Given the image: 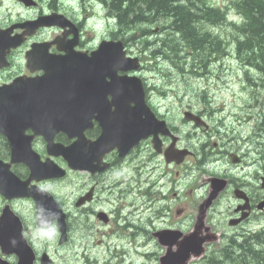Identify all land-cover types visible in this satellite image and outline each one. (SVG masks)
<instances>
[{"label":"rangeland","instance_id":"obj_1","mask_svg":"<svg viewBox=\"0 0 264 264\" xmlns=\"http://www.w3.org/2000/svg\"><path fill=\"white\" fill-rule=\"evenodd\" d=\"M210 1L212 3H214L216 5H220V6H223L225 4H229V2H230V0H210ZM232 13L233 12H232V9H231V6H230V16H232ZM104 24L105 23H103V21H101V20L97 21V23L94 22V26L96 27L97 30H100V31H102L104 29ZM90 27H91V24L88 22L87 23V28H90ZM152 29H153V31L155 33H158L159 31H161L160 28L158 27V25H153ZM102 32H103L102 34H105L106 33L105 29ZM220 32H221V35L226 36V39H229V41H230L229 47L232 48L233 47L232 46V39H231V36H230L231 35L230 34L231 33V29L230 28H226L224 30H221ZM141 33H143V32H139V35ZM153 36L154 35H152V34L148 35V37L150 39ZM180 40L187 42V40H185L184 38H181ZM169 44H171V42H169ZM179 47H180L179 42H175L174 45H171V49H174V50H178ZM126 49L132 55L141 56L144 62L150 63L152 61L150 56H149V53L146 54V55H143L141 47L138 46L134 42H130ZM163 64H164V62H163ZM165 64H166V66H168L170 64V65H172V66L177 68V65L173 64L172 62H169V64L168 63H165ZM150 66H153V65H150ZM157 68L161 69L159 72H164L165 71L164 68L161 65H159V64L157 65ZM174 70L172 69V72H177L178 75H175V77L178 79L179 78L178 76H180V72H179L178 69H174ZM144 75L146 77H151V74L148 71L144 72ZM236 75L237 74L235 72V69L227 68L226 70L224 69L223 72H219V74L214 75V77L212 79H209L208 81H206V79L195 78L192 75H188V77H191V78H194V79L197 80V83H198L197 87L199 88L198 91H200V87H204V86L207 85V86H209L211 88L212 93L214 95H216V94L224 93L225 90H226V86L231 84L234 81V79L237 78ZM178 84H183V83L181 81H179V80H176L175 81V85H178ZM193 85H195L194 82H193ZM204 158H206V156H204ZM207 168H212L213 169L214 165H209ZM173 173H174L173 171H172V173H170L171 176H173ZM167 175H168V177H170V175L168 173H167ZM174 178L176 179V176H174ZM172 187L175 189V191L179 190V187H178L177 184L173 185ZM58 194L63 199V201H65L64 195L61 192H58ZM226 199L229 201L231 199V197H228V198L225 197L222 200V202L216 207V209H214V213H213V216L216 219V222H218L220 224V228L222 226V230L227 232V236L225 237L224 242L226 241V238L228 236L232 235V233H233V230H229L230 228L227 227V225L225 223L226 220H224V218L226 217L227 213H229V211H227L226 204H225ZM131 209L135 210V207H131ZM127 211H128V213H131L130 207L127 208ZM132 221H134V220H131V222H129L130 225L137 226V225L140 224L139 222L133 223ZM118 222H120V219L118 220ZM261 222L264 223V221H261ZM257 225H258V222L252 221L251 223H249L247 225V227L251 228V227H255ZM128 230H130V233L133 231L132 227H130V226L128 227ZM115 232H119L120 234H123V230L121 228H119ZM80 236H82V234L78 230H73L72 237H73L74 242L77 241V239ZM99 236H100L99 234L95 235L94 238H90L89 236H86V237L83 236L82 239H79L80 241L76 242L77 249H76V246H75V247L66 248L65 251H59L58 252L59 253V257L57 255H55L56 264H62V263L59 262V260L62 259L64 256H71L73 258H78V254L86 255L87 253H88V257L89 258L91 256L92 257H96L97 256L100 261L103 259L102 257L105 256L106 259H105L104 262L109 264L110 263L109 258H110V255H111L110 249L113 250L115 247L112 246L111 242H106V241L102 242L101 241V243H96V239L95 238L99 237ZM142 236H146V234H143ZM38 237H43L44 238V237H46V235L38 233ZM119 239H120L119 244H121V242H123V241H126L127 244H131L132 243V242H128L124 238H119ZM48 241L51 243L52 240H48ZM221 245L222 244H218L216 246H212L210 251L218 249L219 246H221ZM53 246H54V244H53ZM142 247L140 248V251H142ZM153 247L154 246L151 245V248H153ZM118 248H120V247H118ZM146 249H149V246H146ZM119 257H121V256H119ZM149 258H150L151 261L149 259H147L146 262L143 263V264H154L155 263V262H152V255H149ZM78 261H79L80 264H89V259L86 258V257H84V258L80 257V258H78ZM140 263L138 261H136L135 258L130 257V263L129 264H140ZM94 264H97V262L94 263ZM196 264H203V261L200 260V262H198Z\"/></svg>","mask_w":264,"mask_h":264},{"label":"trees","instance_id":"obj_2","mask_svg":"<svg viewBox=\"0 0 264 264\" xmlns=\"http://www.w3.org/2000/svg\"><path fill=\"white\" fill-rule=\"evenodd\" d=\"M117 1H119L118 7L121 8L122 5H127L130 0ZM142 3L145 4L146 9L149 11L164 12L167 16L173 18V22H175L176 18L178 17H185L184 13H189V11L185 9L188 7H184L180 0H142ZM237 4H239L241 8V12H243L247 16L255 14L254 12L256 11L251 12L253 9H260L258 13H261V16H264V0H240L239 2H237ZM188 20V18L182 19L179 21V24L181 25L184 22H189ZM192 22H197V19H192ZM179 38H184L193 46L194 43L200 41V35H198L197 32L193 31L191 25H189L188 27L187 25H185V27H183V33Z\"/></svg>","mask_w":264,"mask_h":264},{"label":"water","instance_id":"obj_3","mask_svg":"<svg viewBox=\"0 0 264 264\" xmlns=\"http://www.w3.org/2000/svg\"><path fill=\"white\" fill-rule=\"evenodd\" d=\"M114 50L118 53V56L122 59V54H121V45L120 42H115L113 43Z\"/></svg>","mask_w":264,"mask_h":264},{"label":"bare ground","instance_id":"obj_4","mask_svg":"<svg viewBox=\"0 0 264 264\" xmlns=\"http://www.w3.org/2000/svg\"><path fill=\"white\" fill-rule=\"evenodd\" d=\"M197 33H198V35L202 34V32H200V31H198ZM178 40H180V38H178ZM130 210H131V214H137L139 212L136 207H135V210L131 209V207H130Z\"/></svg>","mask_w":264,"mask_h":264},{"label":"clouds","instance_id":"obj_5","mask_svg":"<svg viewBox=\"0 0 264 264\" xmlns=\"http://www.w3.org/2000/svg\"><path fill=\"white\" fill-rule=\"evenodd\" d=\"M41 211H43V209L41 208ZM53 230H55V226H53Z\"/></svg>","mask_w":264,"mask_h":264},{"label":"flooded vegetation","instance_id":"obj_6","mask_svg":"<svg viewBox=\"0 0 264 264\" xmlns=\"http://www.w3.org/2000/svg\"><path fill=\"white\" fill-rule=\"evenodd\" d=\"M10 25V24H9ZM125 207V206H124Z\"/></svg>","mask_w":264,"mask_h":264}]
</instances>
